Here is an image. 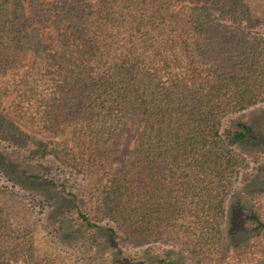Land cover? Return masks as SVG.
I'll return each instance as SVG.
<instances>
[{"label": "trees", "instance_id": "trees-1", "mask_svg": "<svg viewBox=\"0 0 264 264\" xmlns=\"http://www.w3.org/2000/svg\"><path fill=\"white\" fill-rule=\"evenodd\" d=\"M0 77V264H264V0H0Z\"/></svg>", "mask_w": 264, "mask_h": 264}, {"label": "rangeland", "instance_id": "rangeland-1", "mask_svg": "<svg viewBox=\"0 0 264 264\" xmlns=\"http://www.w3.org/2000/svg\"><path fill=\"white\" fill-rule=\"evenodd\" d=\"M46 35L50 39L52 40L54 39V33L52 31L50 30L46 31ZM5 79H6L5 77H0V83H2ZM12 112H13V105L11 103H7L4 107V112H3L4 115L13 118ZM19 123L24 129L28 130L29 132L35 135H38L40 138L43 139L63 138L62 136L55 138L54 135L41 132L38 129L27 125L25 122H19ZM238 123L244 124L250 129L252 133L251 136L252 141L243 143L241 145H236L235 146L236 150L250 159L251 171L253 170V173L263 171L264 170V104L256 106L248 111H245L243 113H240L236 116L229 118V120L227 121V127L231 128L232 126H234V124H238ZM12 156H13L12 160H18L19 156H16V154H13ZM40 169L41 167L39 166V170ZM250 180H251L250 172L249 174L248 173L243 174V176L241 177V181L239 182L235 190L236 195L244 188V186ZM20 192L21 193L23 192L24 194L26 193L27 195L29 194L28 192L23 191L22 189H20ZM57 192L58 189L56 190L50 189V191H47L48 196L46 195L45 192L42 194L46 195L52 201L55 198L59 199L58 197L59 193Z\"/></svg>", "mask_w": 264, "mask_h": 264}]
</instances>
